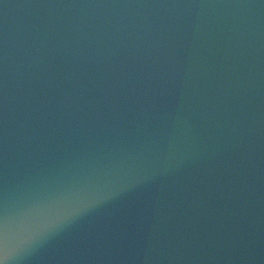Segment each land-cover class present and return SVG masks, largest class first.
Wrapping results in <instances>:
<instances>
[{"label":"water","instance_id":"95a60500","mask_svg":"<svg viewBox=\"0 0 264 264\" xmlns=\"http://www.w3.org/2000/svg\"><path fill=\"white\" fill-rule=\"evenodd\" d=\"M0 264H264V0H0Z\"/></svg>","mask_w":264,"mask_h":264}]
</instances>
